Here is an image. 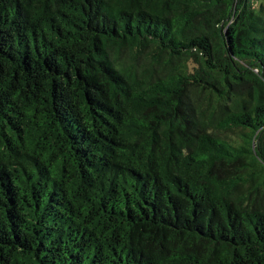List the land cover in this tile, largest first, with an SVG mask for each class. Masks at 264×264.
Listing matches in <instances>:
<instances>
[{"label": "trees", "instance_id": "trees-1", "mask_svg": "<svg viewBox=\"0 0 264 264\" xmlns=\"http://www.w3.org/2000/svg\"><path fill=\"white\" fill-rule=\"evenodd\" d=\"M0 264H264V0H0Z\"/></svg>", "mask_w": 264, "mask_h": 264}, {"label": "rangeland", "instance_id": "rangeland-1", "mask_svg": "<svg viewBox=\"0 0 264 264\" xmlns=\"http://www.w3.org/2000/svg\"><path fill=\"white\" fill-rule=\"evenodd\" d=\"M128 57V55H125V58H127Z\"/></svg>", "mask_w": 264, "mask_h": 264}]
</instances>
